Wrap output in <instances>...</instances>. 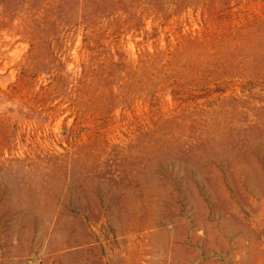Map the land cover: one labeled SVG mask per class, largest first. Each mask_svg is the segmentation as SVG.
<instances>
[{"label": "rangeland", "instance_id": "obj_1", "mask_svg": "<svg viewBox=\"0 0 264 264\" xmlns=\"http://www.w3.org/2000/svg\"><path fill=\"white\" fill-rule=\"evenodd\" d=\"M0 264H264V0H0Z\"/></svg>", "mask_w": 264, "mask_h": 264}]
</instances>
